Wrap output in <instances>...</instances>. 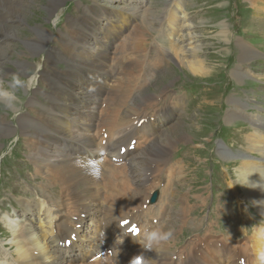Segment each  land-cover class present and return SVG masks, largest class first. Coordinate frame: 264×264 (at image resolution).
I'll return each mask as SVG.
<instances>
[{"label": "bare ground", "instance_id": "1", "mask_svg": "<svg viewBox=\"0 0 264 264\" xmlns=\"http://www.w3.org/2000/svg\"><path fill=\"white\" fill-rule=\"evenodd\" d=\"M63 1L47 0L44 13L48 19L58 16ZM73 1L74 6L70 4L58 17L57 24L61 25L56 24L54 33L36 26L31 30L35 34L32 38L37 40L30 41L20 39L17 32L27 24L23 10L31 0H0V43L9 41L0 46V81L8 73L6 62L14 63L20 74H29V63H24L25 57L16 50L17 42H21L29 55L40 52L43 56L38 69L32 68V75L46 88L44 92H31L27 99V105L35 108L17 107L20 112L8 111L6 115L0 112V137L20 134L16 148L23 147L27 157L20 171L26 178L24 171H29L38 196L26 203L16 200L26 217L21 225L12 220L5 223L12 233L9 242L14 245L15 257L12 263L6 260L0 264H129L140 254L147 264H257V252L264 247V241L258 238V230L264 229V116L263 109L253 104L255 97L256 101L242 95L218 97V114L229 128L246 132L238 134L240 143L234 145L237 156L221 152L228 162H218V168L226 169L219 174L222 179L218 189L228 186L232 194L219 202L223 207L214 209L212 216L234 212L227 208L233 205L244 206L242 217L235 216L239 225L233 218L224 217L214 221L219 225L216 229L200 219V211L191 213L193 206L185 200L181 203L188 204L190 210L182 205L177 216L183 213L189 220L197 219L191 221L196 228L178 217L183 228L176 226L175 217L165 222L164 218L172 213L168 211L170 206L176 208L169 194L175 192L174 181L183 171L181 162L173 160L171 150L175 141L184 140L181 143L185 144L189 137L177 124L180 122L171 117L176 105L163 102L167 87L155 93L148 90L164 70V63L174 59L163 42L193 76H205L210 70L199 54L201 44L192 40L196 38L193 24L182 11L185 0H173L159 13L148 6L142 10H149L145 15L131 6L123 8L124 3L117 10L110 9L113 13L108 15L106 10L95 12L91 4L95 0H80L81 5L79 0ZM250 4L252 17L248 24L258 25L264 21V0L260 4L250 0ZM136 21L138 24L132 27ZM214 30H220L219 40L229 41L227 27ZM237 43L238 63L231 75L241 83L242 73H250L245 70L247 63L264 57L244 41ZM11 56L14 59H9ZM260 79L264 81V72ZM197 84L208 85L200 80ZM251 87L256 88V84ZM242 89L236 88L239 92ZM37 95L47 104L34 100ZM151 98H155V105L142 107ZM173 99L180 103V97ZM6 106L13 110L16 107L14 102ZM243 116L246 119L242 120ZM13 120L17 127L12 125ZM132 139H136L135 145L130 144ZM120 147L126 152L118 161ZM185 149L184 145L180 147ZM16 168L10 166L13 172ZM26 178L25 189L33 187ZM225 180L232 182L224 187ZM52 184L59 190L58 200L48 197V186ZM158 185L162 186L161 194L158 197L155 190L151 196ZM204 201L205 197L197 202ZM247 213L259 220H244ZM78 223L81 226L76 228ZM84 223H88V235L87 229L82 230ZM144 225L171 228L173 237L154 249H144L137 243L141 235L129 231L131 226ZM252 225L258 227L253 229Z\"/></svg>", "mask_w": 264, "mask_h": 264}, {"label": "rangeland", "instance_id": "2", "mask_svg": "<svg viewBox=\"0 0 264 264\" xmlns=\"http://www.w3.org/2000/svg\"><path fill=\"white\" fill-rule=\"evenodd\" d=\"M69 1L71 0H64L62 2L61 7L59 8L60 12L58 13V16H56V18L48 19L47 15H45L44 13L45 8H47V0H31V3L27 4L26 8L23 10V15L25 17L24 20H26V25H29V27L24 25L21 27L20 31L17 32V34L20 36V39H28L32 41L34 39L32 38V36H35V34L32 33L31 29L36 28V26H46L47 31H49L50 33H54V27L56 22H58V17L62 14L63 9H65L66 4ZM172 1L173 0H147L146 2H144V0H134L133 7L137 9V12L144 13V15L148 14L149 10L147 12L146 10L143 12L142 10H144L146 7L149 8L148 6L151 7L150 10L159 13L165 6L168 7L172 3ZM253 1L257 2V4H260L262 0ZM77 2L80 4V0ZM123 3L124 8L126 6H129L132 2L131 0H96V4L100 7H105V10H117V6L122 5ZM91 4L94 5L95 3ZM85 6H88V4L85 3ZM94 10L95 12H97V7L94 6ZM182 10L187 13L191 25L193 24L192 31L194 32L193 35L196 38L192 40H198V42L201 44L199 54L203 59H201L203 61V65L207 64V66L210 67V70L205 76H193L186 67L180 65L175 60L173 52L170 51L168 45L163 42L164 45L167 46V51L173 55L171 58L174 59L170 63H167V65L164 64V70L160 73V76L156 75V82H154L155 85H152V87L148 89L150 91L149 93H155L160 89L167 87L165 93H168L169 91L170 95H167L163 98V102H167L169 101V96H171V94L175 95V91L178 92L181 90L183 83L184 90L186 91V99L187 94L193 96V98H189L183 103L185 104L187 102V105L186 107H184V113L182 115L180 111H175V116L180 114L179 117L175 119L177 120V122H180L177 124H179L180 126L182 125L189 138L185 144L181 143L184 142V140L175 141L174 147L171 150L173 160H178L179 162H181L180 164L183 167V171H179V178L178 180L176 179L174 181L173 188L175 192L172 191V193L169 194V198L170 200H172V205L175 204L176 208L171 209V207L173 206H170L168 211L172 213H169L170 215L168 214L169 216L165 217L164 220L165 222L171 221V219L175 217L176 226L178 228H183L184 225H181V223L177 220L178 217L179 219H185V221H189L186 225H189L192 228H196L197 224L192 223L191 221L197 219H193L192 217L189 220L188 215L186 218L183 216V213H180L177 216V211L180 206L183 205L184 209L190 210V206L188 204H191V206H193L191 213L200 211V219L206 220V223H211L215 227L214 221L216 219H212V212L214 211V209L218 208V206L223 207L220 203H223L225 198H229L232 194L230 188L228 186L225 187L226 183L230 180L224 181L225 188H220V190L218 189V184L222 179L220 178L219 174L220 172H226L225 168H218V162L227 161V159H225V156H223L225 155L223 153H227L226 151L231 154H228L229 156H237L238 148L234 145L240 143V137L238 136V134L242 136L246 132L245 131L239 133L238 131H232L229 128L223 117L218 114V97L219 95H225L226 97H228L229 95H242L244 99H251L254 101L257 100V103L253 102V104H257L258 106H260V108L263 109L264 116V81L260 79L261 73L264 72V58H258L247 63V65L245 66V68L247 69L245 70H250V73H242V75L244 76L243 82L239 83L238 81L234 80V77L231 75L233 66L238 63L236 45L238 44V41H242V39L239 38L240 35L244 36L245 44L251 46L257 51H261L264 57V30H262L264 29V21L258 25L253 24L251 25L252 27L249 26L248 20L249 18L251 20L252 17V14L250 16V0H185L184 4L182 5ZM64 18L66 17L64 16ZM211 22L213 24H211ZM60 25L61 22L57 24V26ZM218 26L220 29L223 26L227 27L228 32H230L226 34L230 37L228 42H223L218 39L217 33L219 34L220 30H214L217 29ZM253 29L255 30V32L253 34L249 33ZM57 31L59 32V30ZM8 44L9 41L5 44L0 43V46H5ZM16 50L18 52H21L23 54V57H25V59L30 63L28 64L30 68V70L28 71L29 74H20L19 71H17L14 63L6 62L4 64V67L8 70V73L6 72L4 73V76H1V78H3L0 82L1 84H3V86L0 87H9L11 85L13 77L19 76L25 82V87L23 89L15 90V94L21 92L20 94H17L16 100L14 101L16 106L15 109L17 107H20V109L24 110L26 109L25 107H27V109L29 108L28 110H30V108H35V106L31 107L27 105V99L31 97V92L36 90L40 92L46 91V88L42 84H39L37 82V78L34 79L32 75V68L34 70L38 69L42 62V57L40 52L29 55L30 53L28 54L23 43L21 42H17ZM12 56L9 57V59H14ZM35 59L37 60L35 61ZM26 60L24 61V63H27ZM1 67L3 66L1 65ZM198 79L200 81L206 82V84L208 85L206 87H200L197 84V81H199ZM218 79L221 82H218ZM235 83L240 84L241 86H237ZM255 84L256 88H252L251 86H254ZM236 88H243L242 92L237 91ZM255 95L257 96V98ZM254 97L256 100L254 99ZM34 100L38 101L39 103L47 104V102L43 100L40 95L35 96ZM154 101L155 98L145 100L143 104L141 103L143 105L142 107H152L150 105H155ZM2 102L0 101L1 113L4 111H12L17 113L20 112V110H18L19 108H17L16 110L14 109V111L13 109H9V107L6 106L4 102L2 104ZM254 109L257 110L256 108ZM241 119L244 120L246 119V117L243 116V118ZM236 124H241V121L236 120ZM12 125L14 127H17V123H15V120H13ZM171 125L172 124H170V126ZM232 126L234 127L235 125ZM11 135L0 137V152L2 151V147L4 145L11 143V139L13 137L14 139H16L15 136L17 138H20V134L17 132H13ZM174 137L176 138V136ZM161 138L162 136L159 137V140H161ZM183 145L186 147V149L180 150V147ZM10 151L11 147L7 146L6 151L3 154V159H6L8 157ZM244 152L246 151L244 150ZM3 159L0 158V162L3 161ZM23 159L27 160V157L23 155ZM17 164L18 160L16 159L14 161V165L17 166ZM24 164L25 162H22L21 167ZM11 172L13 171L10 169V166L7 168V170L1 169L0 173L2 174V177L0 179V184L2 186L13 185L16 176ZM24 172L27 177H30L29 171L25 170ZM37 174L40 173L36 172V175ZM46 182L47 181H45V183ZM29 183L32 184V181H29ZM21 187L25 189L24 185H22ZM48 187L51 191L50 193H53L52 195H50L49 193L48 195L50 196L48 197H54L56 200L60 199L61 196L59 195V190L56 184H52ZM157 187H159V189H156ZM157 187L151 191V196L154 195L156 190L159 197L162 187ZM28 193L29 192H24L23 194L27 195ZM24 195H9L7 191L0 189V242L6 245L5 247L8 252L7 257L10 262H12L11 258L15 257V248L12 247V242H9V239L12 238V233L11 230L7 228V225L5 223H9V221L12 220L13 224L17 225V223H20L21 225L23 218L21 215H19V212H17L18 209H14L13 206L16 205L14 201H16L17 199H21L22 197H24ZM204 197V203L201 204L197 202L199 201V198ZM213 198H215V202L213 201ZM31 199H33V197L29 196L27 200ZM184 200L188 204H186L185 202L181 203V201ZM168 204L169 203H167V205ZM7 208L8 211H4V209ZM227 208H233L234 212H216L215 215L218 219H222L224 217L228 219L233 218V221L238 226L240 221L236 219L235 216L242 217L241 215H238V212H242L241 209L244 208V206L238 207V205H233ZM261 211L264 215V211ZM14 215L16 218L13 217ZM17 216L21 221L17 218ZM246 219H249V217ZM36 226L34 228H36ZM35 230V232L37 233V229ZM182 232L184 234H189L188 230H183ZM0 257L2 256L0 255Z\"/></svg>", "mask_w": 264, "mask_h": 264}, {"label": "clouds", "instance_id": "3", "mask_svg": "<svg viewBox=\"0 0 264 264\" xmlns=\"http://www.w3.org/2000/svg\"><path fill=\"white\" fill-rule=\"evenodd\" d=\"M24 87L25 82L19 76L13 77L9 87H0V101L5 102L7 105L12 104L16 100L15 90L23 89ZM137 229L138 231L134 234L141 235V239L137 240V243H139L142 248L149 250L169 241L174 233V230L171 228L165 230L162 227H151L149 225H144ZM258 238L264 241V229L258 230ZM256 260L257 264H264V247L258 250ZM129 264H147V261L144 260L142 254H140L134 256L129 261Z\"/></svg>", "mask_w": 264, "mask_h": 264}, {"label": "snow or ice", "instance_id": "4", "mask_svg": "<svg viewBox=\"0 0 264 264\" xmlns=\"http://www.w3.org/2000/svg\"><path fill=\"white\" fill-rule=\"evenodd\" d=\"M123 223H127V221H124ZM130 231H131L132 233H136V232L138 231V229H137V227L133 226V227L130 229Z\"/></svg>", "mask_w": 264, "mask_h": 264}]
</instances>
